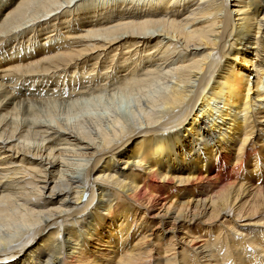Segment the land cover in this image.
<instances>
[{
  "label": "bare ground",
  "instance_id": "6f19581e",
  "mask_svg": "<svg viewBox=\"0 0 264 264\" xmlns=\"http://www.w3.org/2000/svg\"><path fill=\"white\" fill-rule=\"evenodd\" d=\"M0 264H264V0H0Z\"/></svg>",
  "mask_w": 264,
  "mask_h": 264
},
{
  "label": "rangeland",
  "instance_id": "374dc122",
  "mask_svg": "<svg viewBox=\"0 0 264 264\" xmlns=\"http://www.w3.org/2000/svg\"><path fill=\"white\" fill-rule=\"evenodd\" d=\"M121 103H123V105L121 104V106H122L121 110L124 111L126 102L124 100H122Z\"/></svg>",
  "mask_w": 264,
  "mask_h": 264
}]
</instances>
